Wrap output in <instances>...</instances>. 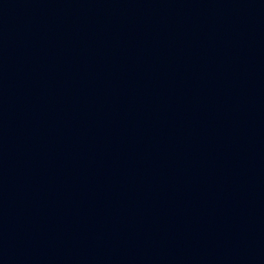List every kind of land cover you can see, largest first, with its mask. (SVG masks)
I'll return each instance as SVG.
<instances>
[{
	"label": "water",
	"instance_id": "95a60500",
	"mask_svg": "<svg viewBox=\"0 0 264 264\" xmlns=\"http://www.w3.org/2000/svg\"><path fill=\"white\" fill-rule=\"evenodd\" d=\"M0 264H264V0H0Z\"/></svg>",
	"mask_w": 264,
	"mask_h": 264
}]
</instances>
